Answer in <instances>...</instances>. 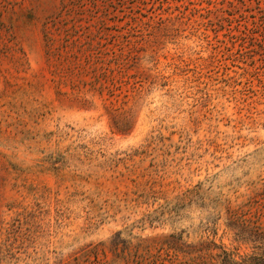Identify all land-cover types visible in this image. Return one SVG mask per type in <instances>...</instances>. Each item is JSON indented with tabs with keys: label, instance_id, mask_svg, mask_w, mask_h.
Masks as SVG:
<instances>
[{
	"label": "rangeland",
	"instance_id": "obj_1",
	"mask_svg": "<svg viewBox=\"0 0 264 264\" xmlns=\"http://www.w3.org/2000/svg\"><path fill=\"white\" fill-rule=\"evenodd\" d=\"M253 199L264 0H0V264H238Z\"/></svg>",
	"mask_w": 264,
	"mask_h": 264
},
{
	"label": "trees",
	"instance_id": "obj_2",
	"mask_svg": "<svg viewBox=\"0 0 264 264\" xmlns=\"http://www.w3.org/2000/svg\"><path fill=\"white\" fill-rule=\"evenodd\" d=\"M256 202L254 200H248L243 206H247L244 210L239 207L232 209L227 206L228 216L226 225L234 230V238L236 240H247L253 242V247L258 251H254L251 255L242 258L238 264H264V229L258 223L257 218L246 217L249 213V209ZM220 204V200L217 201V205ZM219 217V213H217ZM235 263V262H234ZM189 264H205L204 262L197 261L195 258L191 259Z\"/></svg>",
	"mask_w": 264,
	"mask_h": 264
}]
</instances>
